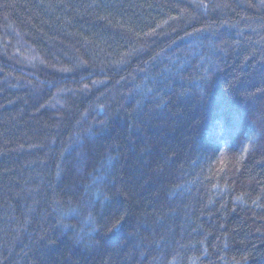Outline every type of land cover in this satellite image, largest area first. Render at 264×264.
I'll return each mask as SVG.
<instances>
[{"label": "trees", "instance_id": "1", "mask_svg": "<svg viewBox=\"0 0 264 264\" xmlns=\"http://www.w3.org/2000/svg\"><path fill=\"white\" fill-rule=\"evenodd\" d=\"M200 2L0 0V215L8 203L13 208L17 207L14 193L19 190L18 186L28 176L42 174L41 166L50 164L51 154L59 151L50 141L59 139L60 130L50 127V113L39 106L42 101L38 102L31 87L36 83V76L41 80L45 77L63 79L73 88L87 85L89 93L95 91L92 88L95 80H104L111 87L113 80L123 83L131 76L137 84H142L134 69L147 63L152 68L151 74L159 75L171 67L169 61L180 68L193 63L192 56L197 53L211 56V52L206 51L209 45L226 49L227 65L224 58H211L221 64L222 70L232 69L229 79L239 76L244 82L252 83L264 76V68L261 67L264 65V11L248 7L249 3L256 4L258 0H211V3L220 5L211 10L197 9L196 5ZM202 2L209 4L210 0ZM153 29L155 33L147 36L146 55L142 53L139 59L134 55L120 64H113V69H119L118 74L107 67L114 52L126 53L127 43L144 41L145 33ZM198 33L199 38L189 40V36ZM205 36L207 39L203 38ZM29 46L43 50L40 58L45 63L41 65L40 72L31 68V62L37 57L26 51ZM157 54L159 60L156 59ZM19 59L25 63L18 62ZM100 68L107 74L100 75ZM143 70L148 71V68ZM253 90L258 91V88ZM121 91L126 93L128 88ZM159 95L163 96V92ZM135 107V102L131 106L125 102L121 120L126 123L125 146L131 142L137 148L136 166L143 169L139 163L140 156H143L144 164L150 163L153 158L160 161L161 155L169 160L176 156V152L169 151V145L178 146L180 143L172 135L176 132L175 123L149 116L154 104L143 105L139 117L134 114ZM60 135L64 133L60 132ZM224 153L228 163L219 174L229 170L235 172V176H229L233 183L255 178L249 191L253 192L254 198L259 196L260 189L264 188V156L248 154L242 164L236 166L233 153ZM216 160L212 161L214 172L218 169ZM160 163L163 164V161ZM169 170L173 176L189 179L195 176L183 159L175 166L170 165ZM141 175L142 172H135L126 179L131 181L129 190L135 192L137 201L143 204L142 211L148 214L149 229H141L143 236L150 239L153 234L159 236L165 233L172 245L180 241L196 249L207 247L213 252L212 245L217 237L228 235L232 242L227 250L219 252V255L213 253L208 258L200 256L197 264H210V261L211 264H225L220 256L238 260L239 264H264V208L251 204L243 208L234 207L230 198L227 203L217 199L204 207L207 201L203 190L197 192L196 185L186 184L183 191L172 197L171 208L167 204L163 206L169 214L165 216L163 225L157 226L153 218L162 207L156 198L159 184L152 179L151 170L137 183ZM167 182L179 184L183 181ZM261 200L264 202V197ZM0 227H3L2 221ZM3 235L0 232V246ZM52 240L54 244L46 239L45 244L37 246L38 241H30L21 234L20 239L11 244L12 255L5 264H56L68 258L74 264H151L158 255L155 245L130 242L126 237L106 245V251L100 254L90 250L87 258L80 254L73 256L68 246L61 244L55 236ZM198 241H203V244ZM0 250L9 255L7 249ZM188 255L193 256V253ZM195 255H200L199 251ZM180 264L184 261L181 260Z\"/></svg>", "mask_w": 264, "mask_h": 264}, {"label": "clouds", "instance_id": "2", "mask_svg": "<svg viewBox=\"0 0 264 264\" xmlns=\"http://www.w3.org/2000/svg\"><path fill=\"white\" fill-rule=\"evenodd\" d=\"M204 5L209 10L216 7L211 0ZM248 7L264 11L261 0L256 4L249 3ZM199 36V33L189 36V40ZM203 38L207 39V36ZM146 44L147 36L144 41L132 40L127 43L126 53L114 52L107 67L118 74L119 69H113L112 65L134 55L137 59L142 53L146 55ZM26 51L37 57L31 62V68L35 72L42 71L41 65L45 61L40 57L43 50L29 46ZM206 51H210L211 56L197 53L192 56L193 63L184 67L177 68L169 61L171 67L159 75H152L151 66L145 63L134 69L142 84H137L131 76L123 83L113 80L111 87L104 80H95L92 82L95 91L91 93L87 85L73 88L63 79L45 77L41 80L36 76V83L31 87L38 102L42 101L39 106L50 113V127L64 135L58 132L59 139L50 141L59 151L51 154L50 164L41 166L42 174L30 175L18 186L19 190L14 193L17 207L13 208L8 203L0 215L3 223L0 232L4 234L0 248L7 249L9 253L4 255L0 250V264L9 261L11 244L19 240L21 234L30 241H38L37 246L45 244L46 239L54 244L52 237L55 236L61 244L68 246L73 256L80 254L85 258L90 255V250L100 254L106 251V245L126 237L130 242L155 245L158 255L151 264H180L181 260L184 264H197L200 256L219 255V252L229 248L232 238L228 235L217 237L212 245L213 252L207 247L196 249L180 241L172 245L165 233L159 236L153 234L150 239L143 236L141 229H149L148 214L142 211L143 204L137 201L136 193L129 190L131 181L126 179L130 174L142 172L137 178L139 183L151 170L152 179L159 184L156 198L162 205L153 218L157 226L163 225L165 216L169 214L163 206L167 204L171 208L172 197L183 191L186 184L196 185L197 192L203 190L207 201L204 207L217 199L227 203L230 198L234 207L243 208L251 204L264 208L261 200L264 188L255 198L249 191L255 178L233 183L229 176H235V172L229 170L221 175L212 168V161L218 153L231 152L235 160L244 145H251L250 155L264 156V76L252 83L244 82L239 76L229 79L232 69L222 70L221 64L211 58H224L227 65L226 49L209 45ZM156 59H160L159 54ZM18 62L25 63L23 59ZM145 67L148 71L143 70ZM261 67L264 68V65ZM99 74L107 73L100 68ZM125 87L128 88L126 93L121 91ZM256 88L258 91L253 90ZM160 92L163 96L159 95ZM125 102L129 106L135 102L134 114L137 117L143 105L154 104L149 116L175 123L176 132L172 135L180 143L178 146L169 145V151L176 152V156L169 160L161 155L163 164L155 158L144 164V158L140 156L139 163L143 169L136 166L137 148L131 142L125 146L126 123L121 120ZM128 149H131L130 153ZM181 159L195 172L191 179L173 176L169 170L170 165L175 166ZM57 160L59 163H56ZM173 180L183 182H167ZM256 186L259 187V184ZM197 243L202 245L203 241ZM197 251L200 255H195ZM189 252L194 258L188 255ZM219 259L225 264H239L238 260H229L226 256ZM56 264L74 262L68 258Z\"/></svg>", "mask_w": 264, "mask_h": 264}, {"label": "snow or ice", "instance_id": "3", "mask_svg": "<svg viewBox=\"0 0 264 264\" xmlns=\"http://www.w3.org/2000/svg\"><path fill=\"white\" fill-rule=\"evenodd\" d=\"M261 3H264V0H261ZM196 6H203V7H207V5H204L202 0L200 3H198ZM216 7H220V5H216ZM103 19V17H102ZM175 19V18H173ZM155 33V29H153L151 32L149 33H145V36L148 35H152ZM139 35V34H137ZM65 71H67V69H65ZM251 151V145H244L241 149V151L239 152V154L237 155L236 159L234 160V164L236 166H239L242 164V162L245 160V158L248 156V154ZM216 163L218 164V169H217V174H219L220 172H223L227 166L228 161L225 158V153L221 152L220 155L217 157Z\"/></svg>", "mask_w": 264, "mask_h": 264}]
</instances>
